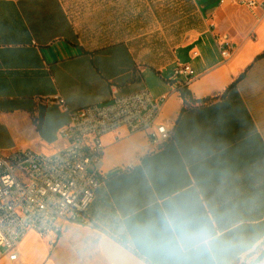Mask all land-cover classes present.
<instances>
[{
  "label": "crops",
  "instance_id": "1",
  "mask_svg": "<svg viewBox=\"0 0 264 264\" xmlns=\"http://www.w3.org/2000/svg\"><path fill=\"white\" fill-rule=\"evenodd\" d=\"M222 35L234 44L227 59L214 43ZM182 65L188 81L173 76ZM139 91L166 96L170 142L140 154L145 134L104 135L94 228L77 239L63 226L54 243L27 232L18 260L0 264L259 263L264 12L231 0H0V123L26 149L63 148L69 116L54 96L72 111Z\"/></svg>",
  "mask_w": 264,
  "mask_h": 264
},
{
  "label": "built area",
  "instance_id": "2",
  "mask_svg": "<svg viewBox=\"0 0 264 264\" xmlns=\"http://www.w3.org/2000/svg\"><path fill=\"white\" fill-rule=\"evenodd\" d=\"M231 5L264 12L260 0H231ZM223 59L234 44L224 35L214 36ZM189 65L173 70L174 77L188 81ZM69 120L60 132L63 148L53 154L32 150L0 151V256L8 263L18 260L17 247L27 232L46 236L54 243L64 225L93 229L87 211L100 185L104 146L101 138L119 128L128 134H145L140 154H150L169 143L172 132L159 122L166 96L153 99L147 91L112 97L107 104L72 111L58 96L52 98Z\"/></svg>",
  "mask_w": 264,
  "mask_h": 264
},
{
  "label": "rangeland",
  "instance_id": "3",
  "mask_svg": "<svg viewBox=\"0 0 264 264\" xmlns=\"http://www.w3.org/2000/svg\"><path fill=\"white\" fill-rule=\"evenodd\" d=\"M19 131L16 130L14 127L8 125V124H3V123H0V141L2 142L3 144V147L5 149H9V150H13V149H18V150H24L26 149V146L25 144H23V139L22 137H19ZM64 226H67V225H64ZM74 228V232H75V236L74 238H77V239H81V236H82V232L80 231V228L77 227V226H72ZM66 229L62 227V232ZM61 232V233H62ZM58 240V239H57ZM56 240V241H57ZM73 244V242H72ZM60 246V244L58 243L56 245V248H58ZM75 247V245L73 244L72 246V253L73 255H75V253L77 252V248ZM264 263V259L259 262V263H255V264H263Z\"/></svg>",
  "mask_w": 264,
  "mask_h": 264
},
{
  "label": "trees",
  "instance_id": "4",
  "mask_svg": "<svg viewBox=\"0 0 264 264\" xmlns=\"http://www.w3.org/2000/svg\"><path fill=\"white\" fill-rule=\"evenodd\" d=\"M234 85H235V83L232 84L229 88H232ZM179 92H180V96H181L183 102L185 103V102L188 100L189 96H190V95H189V92H188L187 90L183 89V88H179ZM197 102H199V101H197ZM193 103H196V102L193 101ZM165 145H166V144H165ZM260 247L263 248V249L261 250V254H263V253H264V240H263L262 243L260 244ZM261 254H260V255H261Z\"/></svg>",
  "mask_w": 264,
  "mask_h": 264
},
{
  "label": "clouds",
  "instance_id": "5",
  "mask_svg": "<svg viewBox=\"0 0 264 264\" xmlns=\"http://www.w3.org/2000/svg\"><path fill=\"white\" fill-rule=\"evenodd\" d=\"M198 243H204V244H209L211 241L210 239H201L197 241Z\"/></svg>",
  "mask_w": 264,
  "mask_h": 264
},
{
  "label": "water",
  "instance_id": "6",
  "mask_svg": "<svg viewBox=\"0 0 264 264\" xmlns=\"http://www.w3.org/2000/svg\"><path fill=\"white\" fill-rule=\"evenodd\" d=\"M263 259H264V253L259 256L258 261L261 262Z\"/></svg>",
  "mask_w": 264,
  "mask_h": 264
}]
</instances>
